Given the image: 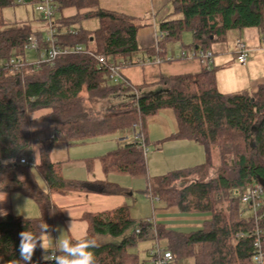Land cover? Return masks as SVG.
<instances>
[{
  "label": "trees",
  "instance_id": "16d2710c",
  "mask_svg": "<svg viewBox=\"0 0 264 264\" xmlns=\"http://www.w3.org/2000/svg\"><path fill=\"white\" fill-rule=\"evenodd\" d=\"M36 1L0 0V10ZM171 3V14L159 23L164 36L154 46L143 49L138 33L145 25L134 16L102 8L99 0H55L56 11L76 10L70 16L55 14L57 41L62 46L81 44L94 54L104 55L109 63L125 68L147 64L134 63V59L174 61L169 59L167 47L180 42L186 31L193 33L195 51H211L212 44L232 29L256 28L264 33V0ZM93 18L99 22L96 29L76 27ZM42 21L47 23L43 17ZM31 34L38 36L44 49L45 35L31 24L8 27L0 21V192H20L39 208L38 216H0V264L20 258L21 231L38 234L44 222L52 232L57 221L63 219L52 193L95 187L105 194L120 191L118 185L109 182L66 179L63 163L50 159L56 141L71 145L131 129L146 138L147 118L167 108L174 111L178 123L177 131L168 138L202 145L206 159L165 175L148 176V187L143 192L160 200L162 209L177 208L181 213L208 217L198 229L184 232L151 219L137 222L127 204L88 213L87 236L97 242L93 249L97 264H140L139 256L130 248L144 240L165 241L178 262L256 264L254 242L259 230L264 248V217L256 220L250 206L243 204L241 194L247 186L264 179V82L254 92L223 93L218 88L216 68L205 65L197 73L163 75L156 83H116L108 65H101L95 56L83 52L59 55L53 63L27 62L19 70L8 66L13 56L26 58L24 44ZM155 86L159 88L150 90ZM38 111H46L42 118L54 129V135L45 141L37 140L30 128L29 115ZM35 144L41 145L40 159L34 165L21 163L23 157L33 160ZM102 162L107 172L148 175L144 149L132 139L104 155ZM212 170L216 171L214 177L210 176ZM182 178L193 181L183 187L170 186L173 180ZM241 233L245 237H238ZM42 255L38 247L32 264H54L45 262Z\"/></svg>",
  "mask_w": 264,
  "mask_h": 264
},
{
  "label": "crops",
  "instance_id": "0c3cea01",
  "mask_svg": "<svg viewBox=\"0 0 264 264\" xmlns=\"http://www.w3.org/2000/svg\"><path fill=\"white\" fill-rule=\"evenodd\" d=\"M99 5L105 9L146 18L147 23L140 28L138 33L139 45L143 49L156 44L159 23L173 10L171 0H99ZM244 32L248 36L249 44H246L249 51L250 53L254 52V55H249L246 64L239 63V65L231 58H225L224 55L216 56L213 53L212 66L218 65L221 69L227 68L228 70L225 77V70L223 73H219L216 68L218 88L223 93L254 92L258 85L264 82V56L260 53L263 52V46H260L261 44L256 40V31L252 28ZM261 39L263 40V34ZM167 54L169 55L168 47ZM204 66L199 58H186L180 61L151 62L142 66L122 68L121 75L132 85H142L156 83L163 75L197 73ZM233 69L238 70V72L235 74ZM44 114L46 111L33 112L29 115L31 131L39 141H45L54 135L53 126L42 118ZM177 128V119L172 109H162L157 114L148 117L145 129L148 146L159 147V153L161 150H165L179 157L191 159L192 162L186 167L203 163L206 154L202 145L194 141L168 138L177 131ZM131 133L132 131L129 130L123 133L91 138L71 145L58 140L53 144L50 151V159L52 162L63 163L62 173L70 181L86 180L93 184L109 182L118 185L121 189V178L131 176L134 179H144L148 184L149 173L148 175H131L116 170L107 172L103 168V156L129 141L128 135ZM40 146V144L33 146L32 159L34 162L40 159ZM159 153H154L152 156L157 157ZM202 157L205 158L203 162ZM37 178L39 184L45 188V182L39 175ZM125 200L126 198L119 193L105 194L101 192V188L97 187L90 190H73L65 194L52 193L53 203L63 213V219L57 221L54 231L51 232L53 239L58 238L61 232L64 237L69 238L87 235L89 224L85 219L86 214L114 209L125 204ZM163 210L181 214L177 208ZM0 213H14L33 217L39 215V208L32 199L20 192H0ZM2 215L4 214H0V216ZM207 217L205 216V219ZM71 223L72 230L69 232L68 228Z\"/></svg>",
  "mask_w": 264,
  "mask_h": 264
},
{
  "label": "rangeland",
  "instance_id": "374dc122",
  "mask_svg": "<svg viewBox=\"0 0 264 264\" xmlns=\"http://www.w3.org/2000/svg\"><path fill=\"white\" fill-rule=\"evenodd\" d=\"M76 13L74 8H67L63 9L62 11H56V16H70ZM138 23L145 24L147 23L146 18L135 16ZM0 21L5 23L8 27H16L22 25L24 23H29L40 30L45 35V28L47 27V23L42 21V16L39 12L35 10L34 4H19L17 6L8 7L3 10H0ZM99 26V22L96 18L83 20L80 24H77L76 27H83L87 29H96ZM248 29H232L229 30L226 36L218 42H214L211 46V51L215 53L216 56L224 55L225 58H231L232 61L238 62L236 59L235 54V47L238 40H243L247 44H249L248 36L246 32ZM252 30L256 31V40L258 43L263 46L262 55L264 56V42L262 38V34L256 28H252ZM193 42V33L190 31H186L183 34L182 40L178 43H173L168 45L169 57L173 56H184L189 55L193 50L194 47L192 46ZM173 51V52H172ZM254 52H251L249 55H252ZM254 55V54H253ZM38 57V53L36 51L30 50L26 53V59L28 61L35 60ZM186 57L178 58L174 61L185 60ZM239 64V62H238ZM212 65V64H211ZM240 65V64H239ZM142 66V65H134ZM130 66V67H134ZM126 68V67H125ZM215 68L219 70V73H223L225 70V77L226 73L228 72L226 69H221L218 65H215ZM220 68V69H219ZM235 74L238 70L233 69ZM159 88L155 86L150 88V90H155ZM145 91H148L145 90ZM243 92V91H239ZM132 131V130H131ZM133 134V131H132ZM145 137V136H144ZM202 149V148H201ZM154 153H159V147L155 148L153 146H148L146 151V159L148 163V173L152 177L161 176L170 173L174 170L183 169L187 166V164L191 163V159H187L186 157L177 156L168 151L161 150L158 156H152ZM176 153V152H175ZM218 153L216 154V157ZM205 158L202 157V162ZM218 161V158L216 159ZM195 162V161H194ZM216 175V171H211V177ZM192 178H182L173 180L170 183V186L175 187H183L190 182H192ZM121 189L119 194L123 195L126 200L125 204L130 206L131 216L138 222L144 219H151L153 221L162 222L164 224H168L172 226V228L189 232L192 230H196L201 227L202 222L205 219V215L203 214H192V213H181L175 214L170 212H165L162 209L163 203L158 200L157 198H152L151 196L145 194L143 192L144 189L148 187L146 180L144 179H134L131 176H123L120 181ZM124 205V204H123ZM156 240H144L140 241L138 244L130 248V251L136 253L139 256L140 264H152V260L147 255V250L152 248L156 245ZM161 244H165V241L161 240ZM192 260L186 261H179L178 264H189Z\"/></svg>",
  "mask_w": 264,
  "mask_h": 264
},
{
  "label": "built area",
  "instance_id": "2783aa9c",
  "mask_svg": "<svg viewBox=\"0 0 264 264\" xmlns=\"http://www.w3.org/2000/svg\"><path fill=\"white\" fill-rule=\"evenodd\" d=\"M20 2L24 3V0H19ZM35 10L41 14V16L47 21L48 29L45 32V42L46 47L44 49L40 48V41L36 34H31L27 41L24 44V49L26 51H36L38 53V57L35 60L28 61L26 58L22 56H13L11 57L7 65L11 66L17 70L22 68L27 62L30 64H40L43 62H50L53 63L55 59L62 54L68 53H88L98 60L101 65L109 66L112 71L113 80L116 83L124 82L129 84L127 80H125L121 75V66L114 62L109 63L108 59L102 54H94L91 50L86 49L83 45L77 44L75 46H62L57 41V28L55 25V12H56V4L55 0H37L35 3ZM69 32H74L73 29H70ZM157 39L160 37L162 38L164 34L160 32V27L157 28ZM263 42H264V33H263ZM235 54L236 58L239 63L246 64L249 59V48L243 40H238L235 47ZM212 51H195L193 50L188 56L184 54V56H177L173 57L170 56V60H176L181 57L186 58H199L204 65H211L212 64ZM134 63L144 64L150 63L151 61H143L139 59H134ZM155 62H162L161 59H157ZM132 130V129H131ZM130 130V131H131ZM133 134H129L128 137L130 139L138 141L140 145L143 147L144 152L148 149V144L146 142V138L144 135L138 133L134 129L132 130ZM21 163L27 165H34V161L29 159L28 157H23L21 159ZM241 199L244 205L250 206V211L253 212V215L256 220L264 217V212L262 208L264 206V186L260 183H255L253 185L247 186L242 194ZM137 232H140V229H137ZM257 239L254 242V254L253 260L256 264H264V248L262 246V240L260 239V231L257 230ZM238 237H245V234L241 233L238 234ZM161 241H157L156 245L149 249L148 257L152 260V264H178V260L175 258L173 253L167 249V244L160 243Z\"/></svg>",
  "mask_w": 264,
  "mask_h": 264
},
{
  "label": "clouds",
  "instance_id": "9594fccd",
  "mask_svg": "<svg viewBox=\"0 0 264 264\" xmlns=\"http://www.w3.org/2000/svg\"><path fill=\"white\" fill-rule=\"evenodd\" d=\"M11 161H4L5 164ZM5 214V213H0ZM72 223L68 231L71 232ZM20 258L9 261V264H32V258L39 247L42 250V259L54 264H97L93 249L97 246L94 237L76 236L74 238L61 235L53 239L50 226L46 223L39 225V233L32 231H21L19 233Z\"/></svg>",
  "mask_w": 264,
  "mask_h": 264
},
{
  "label": "water",
  "instance_id": "95a60500",
  "mask_svg": "<svg viewBox=\"0 0 264 264\" xmlns=\"http://www.w3.org/2000/svg\"><path fill=\"white\" fill-rule=\"evenodd\" d=\"M258 182H259L261 185L264 186V179H263V178H260V179L258 180Z\"/></svg>",
  "mask_w": 264,
  "mask_h": 264
}]
</instances>
